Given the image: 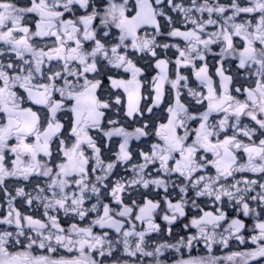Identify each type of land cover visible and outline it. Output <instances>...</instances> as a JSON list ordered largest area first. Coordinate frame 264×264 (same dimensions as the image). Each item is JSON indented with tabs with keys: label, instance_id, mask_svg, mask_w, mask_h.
<instances>
[{
	"label": "snow or ice",
	"instance_id": "1",
	"mask_svg": "<svg viewBox=\"0 0 264 264\" xmlns=\"http://www.w3.org/2000/svg\"><path fill=\"white\" fill-rule=\"evenodd\" d=\"M0 264H264V0H0Z\"/></svg>",
	"mask_w": 264,
	"mask_h": 264
},
{
	"label": "flooded vegetation",
	"instance_id": "2",
	"mask_svg": "<svg viewBox=\"0 0 264 264\" xmlns=\"http://www.w3.org/2000/svg\"><path fill=\"white\" fill-rule=\"evenodd\" d=\"M202 252H203L202 247H199L198 250L194 252V254H202Z\"/></svg>",
	"mask_w": 264,
	"mask_h": 264
},
{
	"label": "rangeland",
	"instance_id": "3",
	"mask_svg": "<svg viewBox=\"0 0 264 264\" xmlns=\"http://www.w3.org/2000/svg\"><path fill=\"white\" fill-rule=\"evenodd\" d=\"M218 254H222V253H218Z\"/></svg>",
	"mask_w": 264,
	"mask_h": 264
}]
</instances>
